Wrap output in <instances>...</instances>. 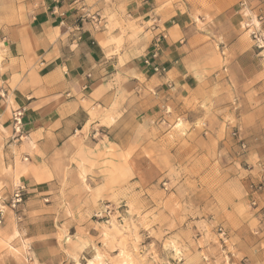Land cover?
Listing matches in <instances>:
<instances>
[{"label": "crops", "instance_id": "obj_1", "mask_svg": "<svg viewBox=\"0 0 264 264\" xmlns=\"http://www.w3.org/2000/svg\"><path fill=\"white\" fill-rule=\"evenodd\" d=\"M240 1L85 0L86 17L75 0H0L1 195L9 196L17 175L37 192L58 179L79 149L99 147L109 155L112 147L123 158L127 145L111 133L121 130L126 116L138 119L136 163L142 164L143 149L155 153L165 144L178 164L195 156L230 177L221 165L228 144L222 127L180 128L187 137L169 146L176 128L164 123L183 114L181 104L200 102L199 93L225 85L215 71L247 68L259 55ZM249 2L253 14L264 5ZM159 36L153 61L166 67L162 75L145 64ZM17 110L23 111L20 133L14 129ZM83 132L99 137L98 143Z\"/></svg>", "mask_w": 264, "mask_h": 264}, {"label": "rangeland", "instance_id": "obj_2", "mask_svg": "<svg viewBox=\"0 0 264 264\" xmlns=\"http://www.w3.org/2000/svg\"><path fill=\"white\" fill-rule=\"evenodd\" d=\"M240 6L259 55L247 68L215 71L225 85L181 104L183 114L164 123L176 128L169 146L187 137L180 128L222 127L230 177L195 156L178 164L165 144L156 154L143 149L136 163L138 119L126 116L111 133L127 145L123 158L112 147L109 155L79 149L37 192L19 175L9 196L0 185V264H264V42L253 34L264 36V5L255 14L249 0ZM18 185L27 191L12 207Z\"/></svg>", "mask_w": 264, "mask_h": 264}, {"label": "built area", "instance_id": "obj_3", "mask_svg": "<svg viewBox=\"0 0 264 264\" xmlns=\"http://www.w3.org/2000/svg\"><path fill=\"white\" fill-rule=\"evenodd\" d=\"M75 3H77V5L79 6L80 10H82L84 12V15L86 17H90L91 15L89 14L88 11L85 12L86 10V5H85V0H75ZM241 5H245L246 4V0H241ZM92 19H94V17L92 16ZM254 37L257 38L258 40H260L261 43L264 42V36L262 35H258L257 32H253ZM160 43H161V37L159 36L156 39L155 42V46H154V50L152 51L151 56L146 57L145 59V64L149 67L152 68V70L157 73V74H164L167 69L164 65L162 64H158L155 63L153 60L157 59L159 57L160 54ZM22 114L23 111L22 110H17L13 113V121H14V129L15 132L20 133L21 132V128H22ZM26 187L25 185H18L17 189L15 190L13 199H12V203L11 206L12 207H16L18 204H20L23 201L25 192H26ZM3 213L2 208L0 207V215ZM0 223H1V219H0Z\"/></svg>", "mask_w": 264, "mask_h": 264}]
</instances>
